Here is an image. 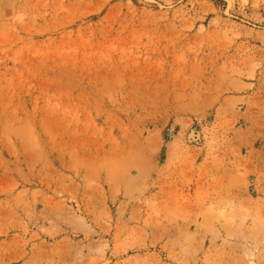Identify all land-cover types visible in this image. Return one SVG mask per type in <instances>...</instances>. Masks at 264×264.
Instances as JSON below:
<instances>
[{"label": "rangeland", "instance_id": "1", "mask_svg": "<svg viewBox=\"0 0 264 264\" xmlns=\"http://www.w3.org/2000/svg\"><path fill=\"white\" fill-rule=\"evenodd\" d=\"M0 264H264V0H0Z\"/></svg>", "mask_w": 264, "mask_h": 264}]
</instances>
